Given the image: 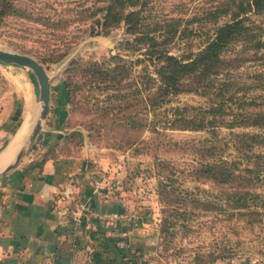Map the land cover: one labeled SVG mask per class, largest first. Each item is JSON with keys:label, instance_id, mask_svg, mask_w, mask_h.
Segmentation results:
<instances>
[{"label": "rangeland", "instance_id": "rangeland-1", "mask_svg": "<svg viewBox=\"0 0 264 264\" xmlns=\"http://www.w3.org/2000/svg\"><path fill=\"white\" fill-rule=\"evenodd\" d=\"M16 1L20 8L35 5L32 0ZM80 1L96 0H68V8ZM88 28L82 23L57 28L19 17L0 21V50L32 57L49 78L48 112L40 124L57 141L47 153L70 160L91 192L86 199L94 205L77 199L71 214L79 230L103 234L108 257L104 263L89 259L85 264H264V225L248 227L244 220L228 217L235 215L225 206L233 189L206 179L196 182L191 174L193 145L209 136L162 131L156 125L159 111L144 107L146 95L134 101L128 98L129 88L116 91L109 80L100 83L88 68L116 55V45L125 37L122 29L89 36ZM30 92L41 112L34 72L0 62V114L13 106L19 118ZM197 101L184 96L164 109ZM229 135L220 131L221 138ZM234 154L229 148L223 156L232 160ZM259 193L264 189L255 190Z\"/></svg>", "mask_w": 264, "mask_h": 264}, {"label": "trees", "instance_id": "trees-1", "mask_svg": "<svg viewBox=\"0 0 264 264\" xmlns=\"http://www.w3.org/2000/svg\"><path fill=\"white\" fill-rule=\"evenodd\" d=\"M67 1L32 0L35 5L26 9L16 0H0V21L89 24V36L122 29L116 55L88 72L116 91L129 88L134 101L146 95L145 109L159 111L158 129L209 136L193 145L195 181L233 189L225 206L235 215L228 217L263 226L264 193L255 190L264 189V0H179L168 8L164 4L172 0H96L73 9ZM184 96L198 101L164 109ZM221 130L229 138H221ZM229 148L232 160L223 156Z\"/></svg>", "mask_w": 264, "mask_h": 264}, {"label": "crops", "instance_id": "crops-1", "mask_svg": "<svg viewBox=\"0 0 264 264\" xmlns=\"http://www.w3.org/2000/svg\"><path fill=\"white\" fill-rule=\"evenodd\" d=\"M25 100L19 118L13 106L0 114V258L3 264L104 263L103 234L79 230L71 214L73 203L88 201L91 192L70 160L47 153L57 141L50 130L30 140L40 111L31 92Z\"/></svg>", "mask_w": 264, "mask_h": 264}, {"label": "water", "instance_id": "water-1", "mask_svg": "<svg viewBox=\"0 0 264 264\" xmlns=\"http://www.w3.org/2000/svg\"><path fill=\"white\" fill-rule=\"evenodd\" d=\"M0 62L6 63V64H15L18 66L26 67L31 69L40 85V99L43 103V108L41 112L39 113L38 119L34 124L32 133H31V141H34L38 134L42 131L40 119L46 118L47 112H48V106H49V99H50V83L49 78L43 68V66L38 63L35 59L32 57L22 55L19 53L14 52H7L0 50ZM19 156L16 159V162L13 166L8 167L5 172H8L11 170L20 160Z\"/></svg>", "mask_w": 264, "mask_h": 264}, {"label": "bare ground", "instance_id": "bare-ground-1", "mask_svg": "<svg viewBox=\"0 0 264 264\" xmlns=\"http://www.w3.org/2000/svg\"><path fill=\"white\" fill-rule=\"evenodd\" d=\"M28 89V88H27ZM6 154V153H5ZM5 154L3 155V157L5 156ZM6 157H9V156H6ZM2 158V157H1ZM1 160V159H0ZM5 160V159H4ZM9 161V160H8ZM4 162V161H3ZM5 163V162H4ZM6 163H7V161H6ZM1 164H2V162H1ZM0 164V165H1ZM2 167V166H1Z\"/></svg>", "mask_w": 264, "mask_h": 264}]
</instances>
